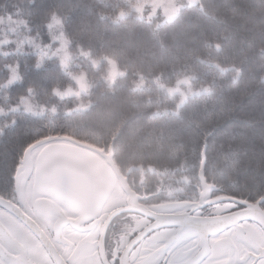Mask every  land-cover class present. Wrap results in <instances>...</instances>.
Instances as JSON below:
<instances>
[{"label":"trees","instance_id":"trees-1","mask_svg":"<svg viewBox=\"0 0 264 264\" xmlns=\"http://www.w3.org/2000/svg\"><path fill=\"white\" fill-rule=\"evenodd\" d=\"M129 5L127 0H0V16L20 9L28 22L24 34L43 44L50 41L49 19H62L76 64L72 70H83L92 83L82 99L93 105L91 112L75 110L80 99L53 93L68 82L55 58L38 68L29 47L20 54L0 52V109L7 112L0 116V194L12 193L8 172L23 143L64 134L101 147L112 142L114 162L126 170L130 184L137 185L142 166L153 191L150 179L162 176L196 182L207 139L209 183L227 196L264 194V0H198L167 21L159 13L146 19ZM122 10L128 15L120 16ZM81 50L101 60L99 67ZM104 56L125 73L111 91L103 79ZM14 63L21 79L7 85L6 65ZM182 76H189L199 93L177 106L156 81L167 86ZM141 78L143 84L135 86ZM25 96L54 107V113L33 117L10 110Z\"/></svg>","mask_w":264,"mask_h":264},{"label":"snow or ice","instance_id":"snow-or-ice-1","mask_svg":"<svg viewBox=\"0 0 264 264\" xmlns=\"http://www.w3.org/2000/svg\"><path fill=\"white\" fill-rule=\"evenodd\" d=\"M145 4L151 5L149 19L161 7L160 0H136L131 3V9L143 16ZM175 11L174 3L164 8L168 18ZM126 15L127 12H120V16ZM5 19L16 26H28L18 8L0 17V23ZM47 27L51 43L41 49L36 66L39 68L46 58L56 57L61 70L74 81L76 87L69 86L65 91L54 87L53 93L60 97L75 95L81 101L78 110L91 112V101L84 103L82 97L90 95L92 83L86 73L71 70V39L63 32L62 19L52 16ZM52 44L57 47L49 55ZM81 55L88 58L94 68L99 67L100 60L92 59L90 53L81 50ZM100 59L106 61L103 79L111 91L117 79L125 73L115 59L108 56ZM6 67L9 68V85L21 79L18 65ZM188 81L186 77L178 80L177 85L188 84ZM156 82L170 95L180 91L178 86L171 88L160 84L158 78ZM142 83L143 78L136 86L140 87ZM27 91L31 94L33 89L29 87ZM185 99L186 94L181 92L179 104H183ZM22 106L25 111H33L28 99H22ZM108 117L114 119L115 113L109 112ZM11 123L14 125L15 120ZM90 149L105 152L99 144L67 134L36 136L19 147L18 158L8 172L12 195H0V264H264V221L256 225L254 233L244 229L245 220L264 214V194L255 198L234 194L228 197V202L234 205L229 211L249 214L235 222L239 227L229 225L218 232L200 231L196 241L189 240L183 248H180L176 237H160L159 230L154 228L145 234L143 240L137 238L127 248L117 246L111 251L105 249L103 239H98L93 229L96 217L80 206L83 175L70 160V157L86 158ZM206 168L207 139L203 142L201 171ZM204 179L206 182V174ZM122 214L114 213L109 224ZM194 214V211L190 213ZM104 234L107 235V229ZM179 251L184 255L179 256Z\"/></svg>","mask_w":264,"mask_h":264},{"label":"flooded vegetation","instance_id":"flooded-vegetation-1","mask_svg":"<svg viewBox=\"0 0 264 264\" xmlns=\"http://www.w3.org/2000/svg\"><path fill=\"white\" fill-rule=\"evenodd\" d=\"M124 176L123 173H121ZM126 178L127 185L131 191V194L128 195L123 189L117 185L111 194L108 196L104 204L102 205L98 215H96L95 223L93 225V229L95 231L96 237L98 239H103L104 248L111 251L113 248L117 246H122L123 248H127L129 244L132 243L133 240L139 238L140 240L144 239L146 233H148L151 229L155 228V224L153 222V217L158 215L157 213H166L172 214L171 217H175V221L178 223L176 217H181L180 224L186 227V233L182 236L178 231L176 226L170 227H160L158 228V236L160 237H176L179 240L180 248L189 241H196L197 236L190 237L196 235V228L198 223L196 220L199 218H215V217H223L225 215L234 214L238 211H229L232 209L234 205L230 202H220L210 205H205L203 208L198 207V191L197 188L194 190V195L186 196V195H177V197L173 199H159L161 196L160 193L152 191L151 189H137L133 185L129 183V180ZM3 195V194H0ZM10 195H3L5 197H10ZM220 190L216 192H211L204 199V203L209 200L218 197L224 196ZM166 203H183L182 207L174 208L171 211H160L156 209L157 206ZM131 208H134L133 211H128ZM194 211V215H190ZM122 212L123 214L118 217L115 221L109 224V221L114 213ZM227 222L222 223L220 227L226 225ZM258 223L245 220L244 221V229L248 230L250 233H254L256 229V225ZM236 227V224L234 225ZM105 229H107V235H105ZM156 229V228H155ZM217 230L216 226H213L208 229V232H215ZM190 234V235H188ZM184 253L179 251V256H183Z\"/></svg>","mask_w":264,"mask_h":264},{"label":"water","instance_id":"water-1","mask_svg":"<svg viewBox=\"0 0 264 264\" xmlns=\"http://www.w3.org/2000/svg\"><path fill=\"white\" fill-rule=\"evenodd\" d=\"M112 145V144H110ZM203 149L201 151V161H202ZM71 162L76 166L83 175V188L82 195L80 200V206L89 210L90 215L96 216L99 213L102 205L111 194V192L117 188V185L120 186L128 195L131 194L129 186L127 185L126 178L123 177L121 171L118 166L115 164L113 160V152L112 148L108 147L107 151L101 153L97 152L94 149L89 150V155L86 158L81 157H70ZM201 161L199 170L197 173V180L199 183V191H198V207L201 205H210L220 202H228L227 195L215 197L208 202H203L206 196H208L211 192L219 191L212 183L205 182L204 172L201 171ZM183 203H166L161 204L156 207V209L160 211H171L174 208L182 207ZM134 208H131L128 211H133ZM156 217H153V222L155 224V228L158 229L160 227H170L176 226L181 231H178L182 236L186 233V227L180 224L181 217L178 218V223L174 220L175 217H171L172 214L166 213H157ZM247 212L238 211L234 214L225 215L223 217H215V218H199L196 220L198 223L196 228V235L200 231H208L209 228L216 226L218 232L229 225H235V222L241 218L248 216ZM250 221L260 223L264 221V214L254 215ZM226 223L225 226L220 227L222 223ZM190 235V234H188Z\"/></svg>","mask_w":264,"mask_h":264},{"label":"rangeland","instance_id":"rangeland-1","mask_svg":"<svg viewBox=\"0 0 264 264\" xmlns=\"http://www.w3.org/2000/svg\"><path fill=\"white\" fill-rule=\"evenodd\" d=\"M127 1H129V0H127ZM135 2H136V0H131V3H135ZM197 2H198V0H160L161 7H159L157 9L156 14L159 13L160 17H162L164 20L167 21V20L173 19V17H175V15H177L179 9L182 6L194 4V3H197ZM131 3L129 5L130 9H131ZM169 3H174L175 6H176L175 14L171 18L166 17L165 14H164V8L167 7L169 5ZM131 10L135 11L134 9H131ZM150 11H151V5L150 4H145V11H144V14H143L144 18L149 19L148 13ZM2 16H5V15H2ZM2 16H0V17H2ZM53 16H57V15H53ZM57 17L59 18V16H57ZM51 18L49 19L48 23L50 22ZM23 27L24 26H16V25L10 24L6 19H5V21L3 23H0V52H4L5 55L6 54H12V53L20 54V53H23L25 51V48L29 47L35 52L36 59L39 62L40 55H41V49L44 48L46 45L51 43L50 29L47 27L48 28V32H49V40L50 41H49L48 44H43L40 40H38V39H36L34 37H31V36L25 35L24 31H23ZM56 34L58 35L59 33L57 32ZM37 46H39V47H37ZM56 47H57L56 44H52V48L50 50H48L49 55H51V52L54 51ZM69 51H70V49H69ZM79 53H81V51ZM52 58H55L57 60V58L54 57V56ZM104 62H105V67H107L106 61H104ZM73 65L76 66L75 62L72 63L71 70H72V66ZM8 66L16 67V64L14 63V64H11V65H8ZM8 70H9V68H8ZM72 71L75 72V73L84 72L83 70H80V69H73ZM105 74H106V72H105ZM8 77H9V71H8ZM138 77L140 79V76H138ZM186 77L188 78L189 76H182L180 78H177L175 80V82H173L170 85H167V87H171V88H176L178 86L180 91H177V92H175V93L170 95L164 89L167 92V94L174 99V101H175L177 106L179 104V101L181 100V92L186 94V99L189 96H191V95L199 93V92H195L192 88H191V91H189V85H191L190 84V80L188 81V84L180 83L179 85H177V81L178 80H183ZM6 83H7V85H9L8 84V79H7ZM140 83H141V80H139V81L137 80L135 82V86L137 84H140ZM69 86H71L73 88L76 87L74 81H72L68 77L67 84H65L62 88H59V89L61 91H65ZM57 97L58 98H62V99L63 98H75V99H78L75 95H68V96H64V97L57 96ZM22 99H28L29 103L32 104V106H33V111H31V112L25 111L24 107L22 106ZM80 102L81 101L79 100L78 101V105L76 106L75 110H78V106H79ZM17 106H19V107H17ZM16 109H21L25 113H27L28 115L33 116V117H40L41 115H43L45 113L52 114L55 111L54 107H49V106H45L43 104H40L31 96L22 97L19 100V103H17L15 106L10 107V110H16ZM6 113H7L6 111H3L2 109H0V116L5 115ZM56 136H59V135H56ZM111 144H112V142H111ZM104 148H105V151H107L108 146L104 147ZM147 167H148L147 170H150V171L153 170L151 167H149V166H147ZM144 168L145 167H142V166H139L137 168V170L139 172L137 185L133 182V186L136 187L137 189H140V188L147 189V187H146L147 183L145 182L146 180H145V177L143 175L144 171H145ZM153 171H155V170H153ZM155 172L163 174V175H166L165 172H158V171H155ZM121 173H123V172L121 171ZM123 174H124L125 177L129 176L128 173L126 172V170H125V172ZM127 179H128V177H127ZM188 181L189 180L183 175L179 176V177L162 176V177H158L157 179H150V182H153V184L155 186L154 191L161 194V196H159L160 197L159 199H161V200L162 199L163 200H165V199H173V198L177 197V195H179V196L180 195H186V196L194 195L195 188H197V191L199 189L198 180H196V182H193V183H192V181L190 183H188ZM189 184H191V187L187 186ZM189 194H191V195H189Z\"/></svg>","mask_w":264,"mask_h":264}]
</instances>
